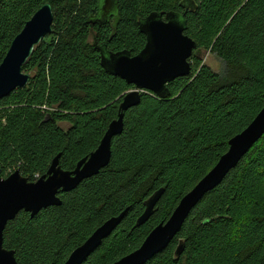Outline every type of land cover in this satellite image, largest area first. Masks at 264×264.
Returning a JSON list of instances; mask_svg holds the SVG:
<instances>
[{"label":"trees","instance_id":"1","mask_svg":"<svg viewBox=\"0 0 264 264\" xmlns=\"http://www.w3.org/2000/svg\"><path fill=\"white\" fill-rule=\"evenodd\" d=\"M100 1L0 0V62L40 6L49 2L53 12L51 34L22 67L32 73L28 84L0 99V178L18 169L34 181L58 154L59 166L72 170L97 147L133 88L102 68L99 48L137 54L145 44L138 22L151 12L185 21L184 34L196 42L191 70L166 84L165 98L141 93L97 174L59 193L60 204L7 222L3 246L18 264H63L123 212L81 264H112L133 251L264 104V0H112L114 18L92 23ZM201 50L222 61L220 72L202 63ZM160 188L152 215L136 225L145 200ZM145 264H264V134Z\"/></svg>","mask_w":264,"mask_h":264},{"label":"water","instance_id":"2","mask_svg":"<svg viewBox=\"0 0 264 264\" xmlns=\"http://www.w3.org/2000/svg\"><path fill=\"white\" fill-rule=\"evenodd\" d=\"M108 13H114L112 0H101L100 12L92 23L107 20ZM52 21L51 4L45 2L13 37L0 62V99L28 84L31 75L24 72L22 67L31 57L35 46L51 34ZM138 27L145 36V44L137 54L131 56L126 50L112 52L99 48L102 68L111 75L119 76L133 88L123 95L117 117L108 124L97 147L78 160L72 170H64L59 166L58 154L51 161L46 173L34 181H28L18 169L0 178V259L4 264H18L14 251L3 246V231L7 222L22 211L32 217L41 209L60 204L59 193L68 192L82 180L97 174L109 163L111 141L123 129L124 112L138 104L141 93L147 92L158 98H165L169 94L166 84L190 73L189 59L196 49V42L184 34L185 21L181 16L174 12H168L165 16L161 12H151L138 22ZM262 96L264 101V92ZM263 134L264 104L249 124L228 140L227 150L180 198L168 219L153 227L136 249L112 264H145L164 249L194 206L209 190L220 184ZM163 191L160 188L145 200L144 210L137 218L136 225H142L149 219ZM123 215L124 212L98 226L70 252L63 264H81L111 234ZM182 250L183 244L180 240L175 256L178 257Z\"/></svg>","mask_w":264,"mask_h":264},{"label":"rangeland","instance_id":"3","mask_svg":"<svg viewBox=\"0 0 264 264\" xmlns=\"http://www.w3.org/2000/svg\"><path fill=\"white\" fill-rule=\"evenodd\" d=\"M198 56L202 63L210 66L214 71L220 72L222 70V61L215 55L211 54L209 50H201ZM62 126L66 127L65 124Z\"/></svg>","mask_w":264,"mask_h":264},{"label":"flooded vegetation","instance_id":"4","mask_svg":"<svg viewBox=\"0 0 264 264\" xmlns=\"http://www.w3.org/2000/svg\"><path fill=\"white\" fill-rule=\"evenodd\" d=\"M107 16H109V18H108V19H110V20H112V19H113V18H112V16H113V15H112L111 13H108V14H107ZM111 18H112V19H111ZM189 60H190V59H189Z\"/></svg>","mask_w":264,"mask_h":264},{"label":"snow or ice","instance_id":"5","mask_svg":"<svg viewBox=\"0 0 264 264\" xmlns=\"http://www.w3.org/2000/svg\"><path fill=\"white\" fill-rule=\"evenodd\" d=\"M0 264H4V262H3V260H2V259H0Z\"/></svg>","mask_w":264,"mask_h":264},{"label":"bare ground","instance_id":"6","mask_svg":"<svg viewBox=\"0 0 264 264\" xmlns=\"http://www.w3.org/2000/svg\"><path fill=\"white\" fill-rule=\"evenodd\" d=\"M112 18H114L113 16H112ZM48 36V35H47Z\"/></svg>","mask_w":264,"mask_h":264}]
</instances>
